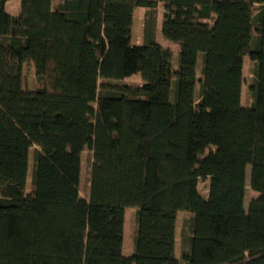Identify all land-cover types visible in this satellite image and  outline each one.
<instances>
[{"label": "trees", "instance_id": "trees-1", "mask_svg": "<svg viewBox=\"0 0 264 264\" xmlns=\"http://www.w3.org/2000/svg\"><path fill=\"white\" fill-rule=\"evenodd\" d=\"M10 1L0 0V264H264V0H20L17 16ZM161 6L178 70L156 41ZM138 9L147 46L132 45ZM27 62L36 91L23 87ZM135 75L142 86L123 83ZM248 167L258 196L245 209Z\"/></svg>", "mask_w": 264, "mask_h": 264}, {"label": "rangeland", "instance_id": "rangeland-1", "mask_svg": "<svg viewBox=\"0 0 264 264\" xmlns=\"http://www.w3.org/2000/svg\"><path fill=\"white\" fill-rule=\"evenodd\" d=\"M21 2L20 0L10 1L6 4L5 10L9 15H17L20 12ZM148 10L146 9H138L135 11V18H134V26H133V33H132V45L133 46H147L151 43L152 38L146 34L145 31V20L146 14ZM164 20V9L161 6L158 10L157 16V27L155 31L156 41L157 43L161 44L165 51H169L172 53L173 56V68L174 70L179 69V57H180V43H173L165 40L162 35V24ZM245 84L243 87V95H242V102L244 106H250L251 103V96L248 90V87L252 84L253 80V65L251 64L249 59L245 60ZM23 71V87L24 90L29 91H36L39 89L38 81L33 69V65L31 62H27L24 65ZM201 76V68L198 64L197 67V78L199 79ZM130 86H142L143 80L141 75H135L130 78L125 79L123 82ZM200 94L199 85H197L196 92H195V100H198V96ZM35 152L36 148H32L31 150L26 152L25 156V169H26V193H31L33 190L32 186V178H33V171H34V163H35ZM89 152H85L83 154L82 159V175H81V183H80V191L81 196L84 198L86 190H88V173H89ZM250 172L251 168H247V191H246V198H245V209L248 208V204L250 200L256 198L258 195L252 192L249 188L250 185ZM209 184L210 180L208 181H201L199 183V193L202 197L208 199L209 197ZM136 210L129 209L126 211L125 216V238L123 244V254L125 257H130L134 253V240H135V229H136ZM185 216L180 214L177 220V243H176V255L177 258L180 259L182 257V243H181V233L183 231V225Z\"/></svg>", "mask_w": 264, "mask_h": 264}, {"label": "crops", "instance_id": "crops-1", "mask_svg": "<svg viewBox=\"0 0 264 264\" xmlns=\"http://www.w3.org/2000/svg\"><path fill=\"white\" fill-rule=\"evenodd\" d=\"M20 10H21V8H20ZM20 13V12H19ZM19 13L17 14V15H19ZM17 15H14V16H17ZM13 16V15H12ZM246 64V63H245Z\"/></svg>", "mask_w": 264, "mask_h": 264}]
</instances>
